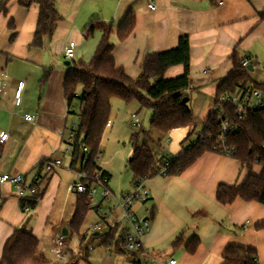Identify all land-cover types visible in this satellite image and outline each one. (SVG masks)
Returning a JSON list of instances; mask_svg holds the SVG:
<instances>
[{
	"label": "crops",
	"instance_id": "obj_1",
	"mask_svg": "<svg viewBox=\"0 0 264 264\" xmlns=\"http://www.w3.org/2000/svg\"><path fill=\"white\" fill-rule=\"evenodd\" d=\"M56 9L61 20L44 48L31 45L39 14L36 4L9 0L5 11H0V82L4 87L0 93V174L31 180L42 161L61 160L62 155L68 159L42 178L43 195L30 214L22 210L13 186L0 187V259L7 240L26 223L39 240L40 249L53 254L54 237L50 233H61L65 224L72 196L68 188L77 180L67 151V137L76 126H68L70 114L64 95L67 72L60 64L69 41L76 43L79 60L86 61L94 55L104 29L111 27L115 63L136 79L147 56L174 49L181 36L188 37L189 97L199 125L169 133L153 131L158 138V157L151 150L156 160L166 163L182 156L191 137L207 122L215 106L218 83L233 70L235 56L249 59L251 84L264 83V17L260 15L264 0H56ZM130 12L136 17L135 28L120 42L117 28ZM91 23L97 28L88 34ZM46 69L52 73L42 84ZM182 73L183 67L175 66L165 78ZM19 83L23 87L16 105ZM29 114L35 122L25 119ZM100 168L112 179L105 168ZM253 168L247 169L232 157L205 152L181 174L147 180L151 199L133 207L134 213L151 225L143 238L144 250L116 252L113 247H103L101 240V249L93 242L85 259L77 256L78 264H167L170 260L176 264H222L223 253L230 246L254 248L256 264H264V229L256 228L264 222V205L241 199L222 205L216 200L219 185L239 188L253 174ZM133 179L132 174V183ZM108 212L111 217L120 216L113 206ZM96 216L100 218L99 213ZM71 221L65 227L67 236ZM120 221L124 227L121 216ZM179 238L182 242L177 243ZM195 239L199 245L190 253L187 246ZM64 253L67 258L73 255ZM47 258L59 264L55 256Z\"/></svg>",
	"mask_w": 264,
	"mask_h": 264
},
{
	"label": "trees",
	"instance_id": "obj_2",
	"mask_svg": "<svg viewBox=\"0 0 264 264\" xmlns=\"http://www.w3.org/2000/svg\"><path fill=\"white\" fill-rule=\"evenodd\" d=\"M9 0H0V11H5ZM39 8L37 25L31 45L44 48L57 28L61 16L56 9V0H30ZM264 17V10L260 13ZM88 27V34L97 27ZM136 17L130 12L117 28V37L120 42L126 40L133 32ZM102 25V24H101ZM99 26L101 28L102 26ZM112 28L104 29L92 59L89 62L72 60L64 82V95L68 103L69 114H73L74 103L78 104V125L73 130V139L68 142L70 148V168L81 171L93 178L101 173L110 181L111 176L103 171L96 163L100 155L101 141L110 121L112 100L118 99L126 104L136 101L141 109L151 111L149 128L142 129L130 137L132 159L128 161L134 179L149 180L162 175L166 166L165 161L156 160L148 146L151 132L169 133L172 130L194 127L199 125L194 111L190 108V97L184 91L190 89V42L187 36H181L178 46L174 49L149 55L142 65V72L136 79H131L122 67H118L112 55L114 44L110 40ZM182 66L183 73L175 78L166 79L165 73L172 67ZM52 73L46 69L42 84L46 83ZM239 83L251 85L254 89L264 91V83L251 84L249 71L241 68L240 59L234 57L233 70L227 77L218 83L215 102L225 93H233ZM189 98L184 103L183 100ZM231 113L232 119L239 126V131L228 138V145L232 147L230 157L239 161L247 169L254 165L261 167L260 175H250L241 187L219 185L216 191V200L222 205H231L241 199L247 202H257L264 205V108L244 119H237L233 110L223 106ZM218 133V122L211 114L202 126L201 138L186 152L170 161L171 166L164 176L181 174L192 166L205 152H214L213 147ZM88 153L83 156L82 150ZM47 175L42 178L45 179ZM40 190V189H39ZM43 193L40 190L36 199L39 201ZM37 202L27 205L35 208ZM22 203V210H24ZM92 209L88 195H77L76 210L70 223V230L79 235L86 216ZM257 229H264V222L256 225ZM80 247L85 259L97 236L86 240L81 236ZM103 247H113L116 252H124V240L119 229L99 235ZM87 241V242H86ZM177 243L182 242L179 238ZM199 245L193 240L187 250L194 253ZM68 257L64 264H78V257ZM257 253L254 248L230 246L222 256V264H256ZM0 264H52L40 251V242L33 235L28 223L15 229L3 248Z\"/></svg>",
	"mask_w": 264,
	"mask_h": 264
},
{
	"label": "built area",
	"instance_id": "obj_3",
	"mask_svg": "<svg viewBox=\"0 0 264 264\" xmlns=\"http://www.w3.org/2000/svg\"><path fill=\"white\" fill-rule=\"evenodd\" d=\"M152 7V6H151ZM76 43L69 41L64 49V59L66 61H72L76 57ZM241 68L248 70L249 59L242 58L240 60ZM23 83H19L17 91L15 93V103L19 105L22 92ZM3 85L0 82V93L3 92ZM223 106H227L233 110L234 116L241 120L246 118L249 114H252L258 110L264 108V91L254 89L251 85L245 83H239L237 90L233 93H225L219 97L215 102L212 114L216 116L218 122V133L216 142L213 147V151L221 155L229 156L232 154V147L228 145V138L239 131V126L232 119L231 113L225 111ZM25 119L28 122H35L36 119L33 115H26ZM131 125L134 128H138L140 120L137 114L131 115ZM111 126V122L107 123V127ZM69 134L68 142L73 139V130ZM201 138V131L197 134L196 140L192 142L191 146L198 143V139ZM190 146V147H191ZM189 147V148H190ZM70 153V148L67 150ZM88 153L86 148H83L82 155L85 156ZM62 162L59 159L50 160L46 159L38 165V172L32 177L31 180H27L25 176L10 175L6 173L0 174V187L9 184L14 187L16 195L20 202L24 206V212L30 214L34 209L27 205L30 202H37L36 196L40 192V186L42 184V177L50 174L57 167H61ZM171 163H167L162 169L161 174L164 175L169 169ZM77 180L71 184L68 188L69 192L76 195H88L90 204L97 208V212L100 214L99 221L92 225V235H103L109 231L119 229V233L122 232L124 240V251L127 254L138 253L144 250L143 238L151 231V225L148 219L139 218L133 211V207L136 204H145L151 199V193L146 185V181L137 179L133 182V189L127 193H122L116 196L109 188V181L101 173L96 174L93 178L88 177L81 171H76ZM99 188L101 192L99 193ZM95 200V196H98ZM98 200L100 201L99 203ZM114 202V210L119 211L120 216L123 218L125 226L122 227V223L119 217H111L110 214H102V205L105 202ZM115 212V211H113ZM111 212V214L113 213ZM53 243L55 248L53 253L56 259L59 261H65L67 259L64 249L68 247V241L66 236L62 233H58ZM167 264H176L175 260H170Z\"/></svg>",
	"mask_w": 264,
	"mask_h": 264
},
{
	"label": "rangeland",
	"instance_id": "obj_4",
	"mask_svg": "<svg viewBox=\"0 0 264 264\" xmlns=\"http://www.w3.org/2000/svg\"><path fill=\"white\" fill-rule=\"evenodd\" d=\"M95 52V51H94ZM94 54V53H93ZM93 56V55H92ZM86 59L85 62H89L92 58ZM74 60H79V58L75 57ZM64 59L61 60L60 64L61 67H63L66 72L69 71L70 67H67L64 65ZM184 93L188 96H190V89L184 91ZM189 106L191 108V102L189 103ZM74 113L70 114V118L68 120V126L69 128H72L73 126L78 125V104L75 102L74 103ZM138 113L140 125L138 128H134L131 125V115ZM150 116H151V111L146 110V109H141L140 106L136 101H133L129 104L124 103L121 100L115 99L112 104V110H111V115H110V120L112 122V127L111 128H106L102 141H101V146H100V155L96 160L97 165L100 167L105 168L111 175H112V181L109 182L108 186L110 190L116 195L119 196L122 193H127L133 189V183H132V172L130 168L128 167V161L132 157V147L130 143V137L134 133L140 132L142 129H148L149 128V122H150ZM200 129L198 130V132ZM154 133L152 131V137L150 140L147 141L148 146L156 153V156L158 157V151L159 148L157 145L158 138L154 136ZM156 135V134H155ZM196 136L194 135L191 137V141L187 144L189 147L191 146V143L196 140ZM163 145L166 143H162ZM186 148H189V147ZM160 156H162L160 154ZM61 161L64 163L68 160L65 155H62L60 157ZM161 159V158H160ZM171 160V158H170ZM167 161V160H166ZM165 161V163H166ZM253 174L254 175H259L261 173V167L259 165H254L253 168ZM99 193L101 192V189L99 188ZM71 200L69 202V206L67 209V215L65 217V224L62 227L65 228L66 226H69V222L73 219V216L75 214L76 210V194L71 193ZM98 196H95V200H97ZM100 201L98 200L97 203ZM103 209H102V214H109L108 212L110 208L113 206L114 208V202H105L103 203ZM71 212V217H67L68 214ZM98 213H97V208L95 206V203L92 206V209L90 210L86 221L82 225V229L79 235L73 233L70 230V233L68 236H66L67 241H68V249H64L65 252L67 253H72L74 256H80L83 254L80 243H81V236H85L86 240L90 238L92 235L91 233V227L95 223L99 221L97 218ZM68 218V219H67ZM50 229V226H48V229ZM50 231V230H49ZM62 233V232H61ZM53 235L55 238L56 234L55 232L50 233ZM98 238L94 240V247L96 249H101L100 243L101 239L99 238V235H96ZM44 241V239H43ZM42 241V244H43ZM87 242V241H86ZM44 247V245H43ZM55 248V245L53 249ZM44 254H46L47 257L53 258L55 254H51L50 250L48 249L47 251H44L43 249L41 250ZM56 258V256H55ZM76 260L77 257H74ZM65 262L63 261L62 263L59 261V264H64Z\"/></svg>",
	"mask_w": 264,
	"mask_h": 264
},
{
	"label": "water",
	"instance_id": "obj_5",
	"mask_svg": "<svg viewBox=\"0 0 264 264\" xmlns=\"http://www.w3.org/2000/svg\"><path fill=\"white\" fill-rule=\"evenodd\" d=\"M64 65L67 66V67H70V66H71V62H70V61H65V62H64ZM252 70H253V68H252L251 66H249V67H248V71H252ZM188 101H189V98H185V99L183 100L184 103H186V102H188ZM131 159H132V158H130L129 161H131ZM62 234H63L64 236H67V229H66V228L62 230Z\"/></svg>",
	"mask_w": 264,
	"mask_h": 264
}]
</instances>
